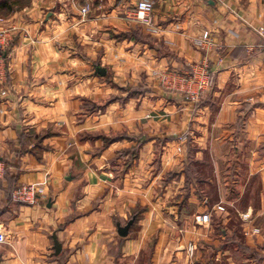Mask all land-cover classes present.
<instances>
[{
    "label": "crops",
    "instance_id": "obj_1",
    "mask_svg": "<svg viewBox=\"0 0 264 264\" xmlns=\"http://www.w3.org/2000/svg\"><path fill=\"white\" fill-rule=\"evenodd\" d=\"M4 1L0 264H264V0H150L157 34L127 18L139 0ZM154 72L214 87L195 104ZM241 146L262 185L244 243L196 223L216 205L192 169Z\"/></svg>",
    "mask_w": 264,
    "mask_h": 264
},
{
    "label": "rangeland",
    "instance_id": "obj_2",
    "mask_svg": "<svg viewBox=\"0 0 264 264\" xmlns=\"http://www.w3.org/2000/svg\"><path fill=\"white\" fill-rule=\"evenodd\" d=\"M195 149L192 151L194 180L198 183V186L204 188L203 191L205 192L202 195L206 198L210 207L216 205L214 207L216 210L209 209L212 219V222L211 220L210 222L214 225L212 229L214 237L217 236L216 234L226 233L228 234L227 241L236 237L235 240L244 243L245 236L249 232L247 223L250 215L242 212L247 211L249 206H254L260 200L261 181L248 177V163L244 161L245 158L240 154L245 153L242 146L233 149L228 166H225V172L218 175L215 172L210 154L207 152V157H205L203 163H200L195 160L197 152ZM220 205L225 208V211L218 210ZM239 211H242L241 216ZM244 215L246 218H244ZM251 233L257 235L260 230L257 232V229H251ZM226 240L225 242H227ZM215 250L214 247L213 251Z\"/></svg>",
    "mask_w": 264,
    "mask_h": 264
},
{
    "label": "built area",
    "instance_id": "obj_3",
    "mask_svg": "<svg viewBox=\"0 0 264 264\" xmlns=\"http://www.w3.org/2000/svg\"><path fill=\"white\" fill-rule=\"evenodd\" d=\"M202 1V0H199ZM218 3L223 4L224 0H215ZM90 5H86L82 8L81 12L84 16L88 15L90 12ZM153 10L154 3L150 0H139L136 4L134 11H132L127 18L137 24H144L147 26L149 31L153 34L158 33V29L153 25ZM4 19L0 18V23H3ZM263 32V29H260ZM12 44L11 31L8 29H0V96H6L7 92L4 90V84L6 82V68H5V58L6 53L10 49ZM196 45L200 48H206L212 45V34L210 32H205L202 34L201 38L196 40ZM157 77L166 89L175 90L178 89L185 93V97L192 103H199L203 95L214 87L215 79L209 72H194L188 76H181L176 73H156L153 74ZM178 81V82H177ZM6 175V165L4 162L0 161V187L5 180ZM43 193L42 190H40ZM219 211H225L223 206H218ZM244 218L245 215H244ZM211 220V214L206 213L202 215L195 216V221L197 224H208ZM258 232V230H257ZM3 242V236L0 234V247ZM195 247L194 245H189L188 255L190 257L194 256Z\"/></svg>",
    "mask_w": 264,
    "mask_h": 264
},
{
    "label": "water",
    "instance_id": "obj_4",
    "mask_svg": "<svg viewBox=\"0 0 264 264\" xmlns=\"http://www.w3.org/2000/svg\"><path fill=\"white\" fill-rule=\"evenodd\" d=\"M97 73L101 76H105L106 75V70L105 69H102V68H97ZM133 221H129V223L125 226V227H120L118 229V233L121 237L125 238L128 236L129 234V231L133 225ZM54 249H55V252L56 254H59L62 250V246L61 244L58 243V240H57V237L54 236Z\"/></svg>",
    "mask_w": 264,
    "mask_h": 264
},
{
    "label": "trees",
    "instance_id": "obj_5",
    "mask_svg": "<svg viewBox=\"0 0 264 264\" xmlns=\"http://www.w3.org/2000/svg\"><path fill=\"white\" fill-rule=\"evenodd\" d=\"M2 4L8 6L9 5V0L4 1V3H2ZM6 175H7V169H6ZM6 175H5V177H6ZM132 220H130V221H132Z\"/></svg>",
    "mask_w": 264,
    "mask_h": 264
}]
</instances>
